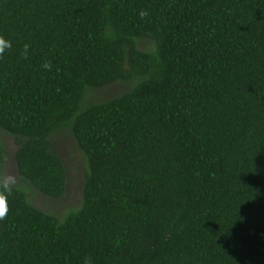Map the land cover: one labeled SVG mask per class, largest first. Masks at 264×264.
Instances as JSON below:
<instances>
[{
	"label": "trees",
	"instance_id": "trees-1",
	"mask_svg": "<svg viewBox=\"0 0 264 264\" xmlns=\"http://www.w3.org/2000/svg\"><path fill=\"white\" fill-rule=\"evenodd\" d=\"M0 38V264H264V0H0ZM65 129L85 171L57 217L30 197L64 196Z\"/></svg>",
	"mask_w": 264,
	"mask_h": 264
},
{
	"label": "rangeland",
	"instance_id": "rangeland-1",
	"mask_svg": "<svg viewBox=\"0 0 264 264\" xmlns=\"http://www.w3.org/2000/svg\"><path fill=\"white\" fill-rule=\"evenodd\" d=\"M145 48H150V44L145 43ZM152 47V45H151ZM127 87L120 83L112 84L99 90L87 92L83 102V108L89 103H98L106 101L116 95L122 94ZM0 141L6 149V161L4 166L5 179L12 177L15 179V185L19 182V176L16 171L13 158L17 151L13 140L0 132ZM53 151L63 161L67 173V188L63 197L60 199H50L42 195L32 193L30 202L37 209L62 217L70 210L78 209L82 204V188L85 171V160L79 152L76 142L70 130H60L51 137Z\"/></svg>",
	"mask_w": 264,
	"mask_h": 264
},
{
	"label": "clouds",
	"instance_id": "clouds-1",
	"mask_svg": "<svg viewBox=\"0 0 264 264\" xmlns=\"http://www.w3.org/2000/svg\"><path fill=\"white\" fill-rule=\"evenodd\" d=\"M141 17L147 15V12L142 11L140 13ZM11 48V43L8 41H5L3 38H0V57H3L5 52ZM28 52V45H25L24 54L25 58L27 57ZM46 70L51 69V64L45 63L42 66ZM15 183V179L12 177L9 178H0V188L3 189V193H0V220H3L8 213V207H7V200H6V194H9L11 192V185Z\"/></svg>",
	"mask_w": 264,
	"mask_h": 264
}]
</instances>
